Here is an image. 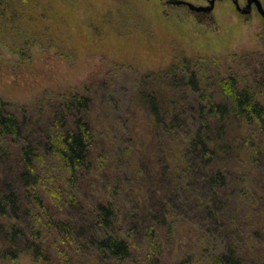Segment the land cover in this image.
Listing matches in <instances>:
<instances>
[{
  "label": "trees",
  "instance_id": "trees-1",
  "mask_svg": "<svg viewBox=\"0 0 264 264\" xmlns=\"http://www.w3.org/2000/svg\"><path fill=\"white\" fill-rule=\"evenodd\" d=\"M108 8L104 0H0V38L11 34L17 44L9 51L21 58L42 53L47 43L61 50L58 41H70L76 24L95 30L101 15L111 23ZM255 53L246 68L264 71L263 56ZM241 54L227 59L236 64L244 60ZM185 56L175 54L168 66L136 74L132 85L141 135L158 154L154 164L141 150L136 160L153 191L141 205L129 177L121 187L112 185L90 209L91 223L78 231L46 203L51 198L43 171L52 159L69 182L91 171L90 86L59 95L57 102L39 101L29 116H18L0 97V264L22 258L32 264H129L141 259L140 243L145 264H162L160 248L178 243L185 222L193 243L189 251L177 250L175 264H264V253L256 250L264 227L251 229L250 216H241L246 201L235 202L245 171L264 161V75L242 81L235 67L216 64L203 77L200 63L213 60ZM259 175L264 187V173ZM124 197L128 208L121 209L117 198L123 203ZM254 206L255 220L264 219V205Z\"/></svg>",
  "mask_w": 264,
  "mask_h": 264
},
{
  "label": "rangeland",
  "instance_id": "rangeland-1",
  "mask_svg": "<svg viewBox=\"0 0 264 264\" xmlns=\"http://www.w3.org/2000/svg\"><path fill=\"white\" fill-rule=\"evenodd\" d=\"M170 1L104 0L109 6L107 11H110L112 24L104 23L102 15L97 20L95 30L84 24H76L72 29L76 35L72 33L70 41H58L61 50L54 43H47L46 39L43 42L47 43V48L31 58L30 53L21 58L9 51L17 44L11 34L0 38V97L18 116L34 113L39 101L54 98L57 102L59 95L72 93L85 84L90 86L93 93V105L87 117L95 139L91 150V171L83 178L69 182L57 168L54 159L43 171L44 189L51 198L46 203L49 206L55 204V213L72 220L77 231L91 223L90 209L95 202L107 197L105 190L114 184L121 187L127 177L135 192L134 200L141 205L153 191L152 183L141 176L136 165L140 150L148 153L151 164L158 155L146 145L141 135V116L135 114L132 85L136 74L139 76L146 71L164 68L175 54L180 56L183 53L190 59L213 60L200 63L199 76L212 74L217 69L216 64L224 68L225 65L235 67L242 81H252L255 74L264 75L262 69L254 68L252 72L246 68L250 67V58L255 52L254 57L261 59L263 56L264 59V22L256 9L245 14L236 9L232 0H220L216 1L211 12L212 20H204ZM184 1L195 6L207 5V0ZM238 1L240 7L244 8L246 0ZM260 1L264 7V0ZM80 26L81 32L76 33L75 29ZM47 36L51 35L43 34L41 38ZM237 52L244 55V60L235 61L234 64L227 58ZM222 58L226 60L219 62L218 59ZM129 163L135 166L131 167ZM230 169H237V165L230 166ZM262 172L264 161L260 162L259 169L245 171L244 182L240 186L242 196H235V202L246 201V214L242 211L241 216H250V228L255 230L264 227V219L255 220L257 210L254 206L255 202L264 205L263 175H259ZM232 183L237 185L235 181ZM117 201L122 204L121 209L127 202L125 197L123 203L120 198ZM132 202L133 199L129 208L133 206ZM261 210L264 213V208ZM192 217L198 219L199 216L191 215V220ZM181 225L176 238L178 243L169 241L160 248L162 264H175V255L181 249L189 251L191 248L190 224L185 222ZM256 250L263 254L264 243L258 245ZM137 252L141 259L129 264H145V245L140 243ZM17 264L32 262L29 258H22Z\"/></svg>",
  "mask_w": 264,
  "mask_h": 264
},
{
  "label": "flooded vegetation",
  "instance_id": "flooded-vegetation-1",
  "mask_svg": "<svg viewBox=\"0 0 264 264\" xmlns=\"http://www.w3.org/2000/svg\"><path fill=\"white\" fill-rule=\"evenodd\" d=\"M182 1L185 2L184 0H171L169 3L174 4L175 6L184 7L186 9L190 10L191 12L196 14L197 18H202L204 20L208 18V19L212 20L211 12L213 9L208 10L206 8H208L210 6V1H213V0H207V5H204V6H195L192 4L195 7H199V8L201 7L200 10L192 9L187 4L183 3ZM216 1H220V0H214L213 8H214ZM238 3H239V1H238ZM247 3L248 2L246 0L244 8H241L240 5H239V7L242 11H245V14H250L252 12V10L255 9V7H254V4L251 2L249 3V6L247 7Z\"/></svg>",
  "mask_w": 264,
  "mask_h": 264
},
{
  "label": "water",
  "instance_id": "water-1",
  "mask_svg": "<svg viewBox=\"0 0 264 264\" xmlns=\"http://www.w3.org/2000/svg\"><path fill=\"white\" fill-rule=\"evenodd\" d=\"M232 1H233L234 5H235V7H236V9L238 11H240L242 13H245V11H242L240 9L238 0H232ZM213 2H214V0L213 1H210V6L208 8H206V9L212 10L213 9V4H214ZM247 2H248L247 3V7L249 6V3L250 2L254 4V7H255L256 11L259 13V15L261 16V18H262V20L264 22V7H263L261 1L260 0H247ZM183 3L187 4L192 9L200 10V8H201V7L200 8L199 7H195L191 3H188V2H183Z\"/></svg>",
  "mask_w": 264,
  "mask_h": 264
}]
</instances>
